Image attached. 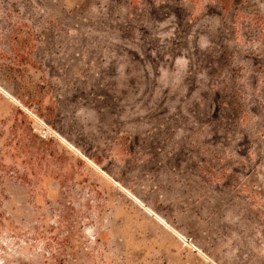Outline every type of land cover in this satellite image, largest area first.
<instances>
[{"label":"rangeland","instance_id":"1","mask_svg":"<svg viewBox=\"0 0 264 264\" xmlns=\"http://www.w3.org/2000/svg\"><path fill=\"white\" fill-rule=\"evenodd\" d=\"M257 95L264 0H0V151L18 118L65 160L1 174L0 264H264Z\"/></svg>","mask_w":264,"mask_h":264},{"label":"trees","instance_id":"2","mask_svg":"<svg viewBox=\"0 0 264 264\" xmlns=\"http://www.w3.org/2000/svg\"><path fill=\"white\" fill-rule=\"evenodd\" d=\"M255 77L254 79H256ZM242 78L240 75H229L224 78L223 85L226 99L237 101L243 108L242 110H245L244 96L250 84H247L249 82L244 83ZM253 103L254 112L264 110V96L257 95ZM2 135L4 134L0 136ZM4 147L0 151V229L4 228L6 222L5 216L1 212L4 199L1 174L15 175L18 180L30 187L35 198L46 192L47 181L53 180L57 182L58 186L65 187V160L59 154L57 143L53 138L38 134L32 126H27L16 118L10 129L9 138L5 139ZM7 160H10V164L7 163ZM60 227H62V222H60ZM62 242V245L59 244L60 247H65V240ZM59 251L66 253L65 248Z\"/></svg>","mask_w":264,"mask_h":264}]
</instances>
